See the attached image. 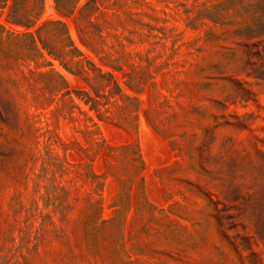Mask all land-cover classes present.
Segmentation results:
<instances>
[{"label": "rangeland", "instance_id": "374dc122", "mask_svg": "<svg viewBox=\"0 0 264 264\" xmlns=\"http://www.w3.org/2000/svg\"><path fill=\"white\" fill-rule=\"evenodd\" d=\"M0 264H264V0H0Z\"/></svg>", "mask_w": 264, "mask_h": 264}]
</instances>
